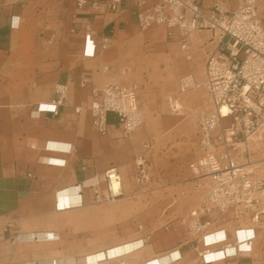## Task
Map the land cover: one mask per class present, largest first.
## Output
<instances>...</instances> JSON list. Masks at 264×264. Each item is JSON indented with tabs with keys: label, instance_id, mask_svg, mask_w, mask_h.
Instances as JSON below:
<instances>
[{
	"label": "crops",
	"instance_id": "1",
	"mask_svg": "<svg viewBox=\"0 0 264 264\" xmlns=\"http://www.w3.org/2000/svg\"><path fill=\"white\" fill-rule=\"evenodd\" d=\"M200 2L209 10L214 0ZM230 5L235 8L237 0H230ZM134 11L133 2L118 12L87 15L77 9L76 0H0V264H84L80 257L98 251L108 257L97 259L96 264H264V215L253 223L242 222L232 210L213 213L215 233L223 231L234 240L236 229L245 227L255 237L248 253L229 249L227 256L217 253L205 261L200 252L203 241L182 227L140 230L120 242L97 237L96 205L104 203L96 202L95 190L86 181L94 177L101 181L113 166L128 178L131 163L146 157L151 148L143 129L124 136L114 112L109 113L106 135L95 129L86 108L93 88L114 80L135 83L145 121H162V114L151 113L153 97L176 92L179 78L195 73L199 85L180 95L186 111L176 120L185 129L207 99L206 62L218 45L216 40L206 44L209 36L198 31L190 37L195 58L185 57L177 41L163 51L158 48L163 41L161 29L144 34L147 30L140 28ZM90 19L94 48L84 30ZM105 36L111 43L107 49L101 47ZM84 75L88 83L82 86ZM66 81H72L70 92L54 115L44 105L56 83ZM160 83L159 93L153 86ZM78 106L82 111L77 112ZM64 142L72 144L71 151L61 148ZM43 158H60L64 163ZM77 184L83 185L84 205L58 209L59 193ZM84 218L91 219L92 235L85 241ZM46 232L57 237L41 239L39 234ZM119 244H127L125 250L111 257V247ZM221 247L214 244L213 250Z\"/></svg>",
	"mask_w": 264,
	"mask_h": 264
},
{
	"label": "built area",
	"instance_id": "2",
	"mask_svg": "<svg viewBox=\"0 0 264 264\" xmlns=\"http://www.w3.org/2000/svg\"><path fill=\"white\" fill-rule=\"evenodd\" d=\"M77 9L85 14L118 12L127 2H133L135 16L142 30L154 25H162L167 37L177 41L185 54L192 56L189 37L196 31L208 30L219 37L217 49L206 62V87L208 97L204 106L193 113L199 128L202 155L190 163V170L203 180L204 193L199 204L187 213L182 222L189 227L204 246L200 250L203 260L209 254L221 253L227 256L229 249L248 253L251 241L238 239L240 227L235 231V239L228 237L207 241L214 234L215 212L234 209L238 214H249L253 223L262 221L264 215V175L253 172L254 161L242 157L250 150L251 141L264 133V18L258 9L259 0H237L232 8L230 0H214L211 8L205 10L200 0H76ZM87 43L93 48V27L90 21L84 27ZM110 39L105 36L101 47H110ZM105 69H108L106 67ZM88 83V76L81 78V85ZM72 86V81L58 82L53 95L44 109L59 114ZM196 87L191 74L180 77L179 89L170 96L173 114H182L180 95ZM91 113L93 126L101 134L110 130L108 116L114 112L124 136H129L144 123V115L138 100V86L114 80L103 87H95L92 99L86 107ZM83 107L78 106L77 112ZM71 151L70 148L66 149ZM264 163V158L261 160ZM137 181L143 182L147 168L145 159L136 160ZM105 190L100 181L91 185L98 203H108L124 194L122 175L115 166L107 169L102 176ZM118 181V190L113 182ZM81 189V195H82ZM64 193V192H62ZM61 193H59L60 195ZM59 195L57 199H59ZM84 201L76 204L82 207ZM58 209H60L58 203ZM243 242H249L243 247ZM214 244H221L213 250ZM216 258V256H215Z\"/></svg>",
	"mask_w": 264,
	"mask_h": 264
},
{
	"label": "rangeland",
	"instance_id": "3",
	"mask_svg": "<svg viewBox=\"0 0 264 264\" xmlns=\"http://www.w3.org/2000/svg\"><path fill=\"white\" fill-rule=\"evenodd\" d=\"M258 9L260 15L264 18V0H259ZM157 28L161 29L160 33L163 35V41L160 42L158 48L165 51L168 48V44L173 41L167 37L163 26L152 27L144 31V34L152 33ZM198 33L209 36L206 44L212 40L219 41V37L211 31H199ZM149 45L147 48L148 54L153 47L152 44L151 48ZM195 53V49L192 47V56L190 58H195ZM184 56L189 58L186 54ZM186 74H192L198 83V76L195 73ZM179 81L180 78L177 81L178 88ZM153 88L154 90L158 88L160 93L161 83L154 84ZM193 89H189L186 92ZM174 92L169 95H163L162 92L158 97H153L152 99L153 108L151 113L162 114V121L146 122L145 110L142 109L144 123L132 134L143 129L147 141L146 145L149 144L147 148H151L146 157L142 155L147 168L146 178L143 182L137 181L138 169L136 165L135 171V164L138 157L130 165L131 170L128 178L122 176L124 194L114 201L101 205L95 204L99 208V231L97 237L100 241L116 240L120 242L140 230L151 232L182 227L190 232L189 227L182 222V219L199 204L200 198L204 193V189L201 186L203 180L195 177L191 172L190 163L202 155V150L200 147L199 128L194 115L190 116L192 123H189V126L185 129H181L177 125L178 121L176 119L181 114H173L170 109V96ZM147 101L150 100L147 99ZM185 111L183 109V115H185ZM179 130H182L184 134L180 135L181 131ZM185 141L187 147L184 148ZM246 158L254 161L253 172L264 175V163L261 161L264 158V133L261 137L254 138L251 141L250 150L243 155L242 161H245ZM99 183L103 192L105 190V182L101 180ZM230 210L235 211L234 209H229L227 212ZM239 218L242 222H245L249 220L250 216L244 213L239 214ZM83 220L84 229L82 236L85 241L92 236L90 231L91 219L84 218Z\"/></svg>",
	"mask_w": 264,
	"mask_h": 264
},
{
	"label": "bare ground",
	"instance_id": "4",
	"mask_svg": "<svg viewBox=\"0 0 264 264\" xmlns=\"http://www.w3.org/2000/svg\"><path fill=\"white\" fill-rule=\"evenodd\" d=\"M197 85H199V84L196 82V86ZM48 104H49V102L45 103L44 107H47ZM34 143L37 144V145H42V146L53 145V143H47V142L34 141ZM71 145H72L71 143L64 142V143H61L60 146H61V148L68 149V148H70ZM43 160H45V161L52 160V161H54L55 163H58V164H63L64 163V160H62L60 158H53V159L43 158ZM97 182H98V178L94 177L93 179H90V180L86 181V185L87 186H91V185H93L94 183H97ZM121 183H123V182H121ZM113 186H114L115 190H118V188L120 186V183L116 180V181L113 182ZM82 188H83L82 184H77V185H72V186L68 187L67 189H65V192L61 193L59 195V199H57V206H58V203H59L60 210L77 208L76 204L80 203L83 200V197L81 195V189ZM222 232L223 231H219L218 233H214V234L210 235L207 238V241H213L215 239L227 237V235L223 234ZM254 235L255 234H254V232H253V230L251 228L249 230L244 229V230L239 231L237 238L240 239L241 241H245V240H247L248 237H253ZM39 237L41 239H44V238L47 239V238H55V237H57V235L55 233L46 232V233H40ZM125 245H127V244H125ZM125 245L124 244H119V245H115V246L111 247L109 255L111 257H115L118 254H121L125 250ZM242 246L243 247H248L249 246V242H243ZM175 254H176V252H175ZM215 256H216L215 254H209L206 257H214L215 258ZM106 257H108V254L105 251H98V252H94V253H89V254L83 255L82 257L79 258V262H83L84 264H88V263L96 264V260L97 259L106 258ZM92 261H94V262H92ZM69 262L75 263L74 261H69Z\"/></svg>",
	"mask_w": 264,
	"mask_h": 264
},
{
	"label": "clouds",
	"instance_id": "5",
	"mask_svg": "<svg viewBox=\"0 0 264 264\" xmlns=\"http://www.w3.org/2000/svg\"><path fill=\"white\" fill-rule=\"evenodd\" d=\"M15 26V25H14Z\"/></svg>",
	"mask_w": 264,
	"mask_h": 264
}]
</instances>
